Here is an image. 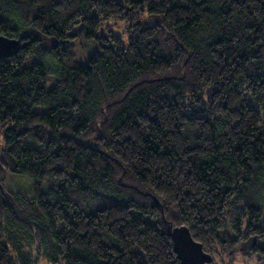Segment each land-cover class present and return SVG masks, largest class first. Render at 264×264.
Returning <instances> with one entry per match:
<instances>
[{
    "label": "trees",
    "instance_id": "16d2710c",
    "mask_svg": "<svg viewBox=\"0 0 264 264\" xmlns=\"http://www.w3.org/2000/svg\"><path fill=\"white\" fill-rule=\"evenodd\" d=\"M0 15L19 42L0 58V264H32V245L48 264H179L181 225L209 264L243 249L264 264V0H0Z\"/></svg>",
    "mask_w": 264,
    "mask_h": 264
},
{
    "label": "water",
    "instance_id": "95a60500",
    "mask_svg": "<svg viewBox=\"0 0 264 264\" xmlns=\"http://www.w3.org/2000/svg\"><path fill=\"white\" fill-rule=\"evenodd\" d=\"M18 49V40L0 34V58L12 56ZM170 234L173 251L179 264H209L211 262V256L203 250L201 243L193 239L186 226H176L171 229Z\"/></svg>",
    "mask_w": 264,
    "mask_h": 264
},
{
    "label": "rangeland",
    "instance_id": "374dc122",
    "mask_svg": "<svg viewBox=\"0 0 264 264\" xmlns=\"http://www.w3.org/2000/svg\"><path fill=\"white\" fill-rule=\"evenodd\" d=\"M109 24L110 26L107 25L106 28H111L112 26V29L115 32L122 34L121 25L116 23H109ZM81 48H82L81 52L78 55L80 56V59L83 60L87 54V49L83 48L82 46ZM5 186L7 187V189L13 192H19L25 195H29V193H32V180L23 175L9 174ZM249 252L250 250L243 249L242 252L235 253L234 256L232 257L231 264H258L256 262V259L252 258L249 255ZM31 256L33 258L32 264H48V262H46V260L43 257H41L42 255L36 252L34 245L31 246Z\"/></svg>",
    "mask_w": 264,
    "mask_h": 264
}]
</instances>
